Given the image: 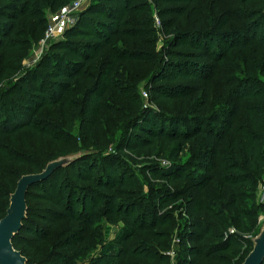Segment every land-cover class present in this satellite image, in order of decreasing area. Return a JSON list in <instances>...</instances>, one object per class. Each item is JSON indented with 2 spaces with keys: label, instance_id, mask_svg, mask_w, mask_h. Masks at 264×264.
Instances as JSON below:
<instances>
[{
  "label": "trees",
  "instance_id": "16d2710c",
  "mask_svg": "<svg viewBox=\"0 0 264 264\" xmlns=\"http://www.w3.org/2000/svg\"><path fill=\"white\" fill-rule=\"evenodd\" d=\"M72 1L0 0V49H4L0 57V220L6 216L11 195L23 175L39 173L50 161L71 155L81 158L39 184L97 153L108 163L99 178H93V173H78V180L94 181L99 189L89 188L75 200L76 191L70 190L67 202L63 194L58 195L63 215L82 224V229L64 243L54 240L41 254L34 246L49 238L46 231L38 230L33 239L20 241L29 220L27 213L13 240L14 247L26 256L28 264H79L85 258L88 264H164L170 259L161 248L170 249L172 243L165 240L177 235L182 245L180 264H243L253 248L243 232L257 236V224L264 213V203L257 200L264 177V0H154L162 6L181 4L159 13L163 32L174 31L167 39L169 44L159 51L154 39H142L154 35L147 29L153 22L147 15L152 12L149 0H105L108 5L92 0L68 31L74 32L73 36L88 33L90 39L55 43L56 48L69 53L45 55L41 66L50 71L36 70L29 76H41L33 86L35 93L20 86L1 88L11 74L6 60L16 58L7 54L20 43L15 38L4 43L6 38L13 32L17 37L27 32L38 34L46 22L44 17L32 24L22 21L24 28L21 25L17 30L19 16H41ZM100 13L105 20L97 19ZM127 13L133 16L125 18ZM166 15L174 17L167 19ZM180 41L194 51L174 49ZM139 44L147 48H139ZM137 63L156 65L150 81L163 83L154 85L152 91L169 100H182V111H188L167 119L171 130L154 117H148L153 127L140 125L146 110L134 83L144 78L133 74L131 68ZM190 79L199 83L193 86L185 82ZM19 88L25 93L20 100L12 95ZM197 92L201 93L199 98L189 99ZM115 96L123 105L110 103ZM44 104L48 107L41 109ZM76 122L81 124L77 139L72 134L77 130ZM133 129L145 131L149 139ZM44 138L49 148L39 153L35 145ZM132 149L138 155L142 149L148 157L169 161L165 166L149 163L143 169L167 180L165 185L151 183L146 189L144 184L129 181L126 169L118 171L110 165L109 159L119 158L106 151ZM185 150L190 152L191 162L181 160ZM14 166H22L23 174L14 171ZM39 184L30 189L27 202L32 194H41V190L32 191ZM137 184L142 191L132 198L133 185ZM174 184L181 187L174 189ZM76 200L83 204L79 211ZM167 206L171 209L160 213ZM60 212L54 215L58 217ZM102 219L123 226L99 256L88 255L98 243L95 228ZM233 227L238 232L230 233ZM91 233L94 242L85 243ZM239 245L249 249H233ZM61 248L77 249L70 255L61 253Z\"/></svg>",
  "mask_w": 264,
  "mask_h": 264
},
{
  "label": "rangeland",
  "instance_id": "374dc122",
  "mask_svg": "<svg viewBox=\"0 0 264 264\" xmlns=\"http://www.w3.org/2000/svg\"><path fill=\"white\" fill-rule=\"evenodd\" d=\"M104 3H107L105 0H102ZM73 2V1H72ZM71 2V3H72ZM151 3L152 12L148 13L149 17L153 18V22L151 23V26H149L147 29H151L154 31V35H144L142 36V39H154L157 42V50H162L164 45L169 44V37L172 35L170 32H163V26L161 24L162 16L159 14L160 11L163 9L169 7L170 5H181L179 2H176L175 4H165L162 6L160 3L154 2V0L149 1ZM70 3V4H71ZM70 4L65 5H59L56 6L53 9H48L45 11V13L41 16H32L31 18H23L22 16H19L17 19V27L16 29H20L22 25V21H27L32 24L34 21H37L41 18H45L46 22L44 25L40 27L39 33L35 35H30L29 32L25 35H20L19 37L15 36L14 32L6 38L4 43H8V41L13 38L16 39V41L20 42L19 45L16 48H13L9 50V54L14 55L16 58L14 60L7 59L6 63L9 66V73H11L9 76L7 75V78L4 82L1 84V88L8 89L13 86L22 87L24 89H28L31 93H35L33 90V86L36 87V85L39 83L41 76L37 78H29L30 75H32L36 70H39L41 73H47L50 71L49 68L43 67L42 68V62L44 61L45 55L51 53V54H66L69 52H66L68 50L62 49V48H56L54 45L55 43L62 42L65 39H73V41H88L90 39V34H78L76 36L71 35L72 33H68L67 30L62 36L56 37L53 40L49 41L45 46L43 45V40L45 38V34L51 24H54L57 18L67 10ZM90 3L85 6L84 10H86L89 7ZM108 5V3H107ZM183 5V4H182ZM196 5V3H192L191 6ZM133 16L131 13H127L124 15V17H131ZM167 19L174 17L172 15H166ZM100 21L105 20V15L103 13H100L97 17ZM98 20V21H99ZM23 27V25H22ZM75 27V26H74ZM24 28V27H23ZM117 28V27H116ZM144 28V27H143ZM30 29V26L27 27V31ZM72 29V28H71ZM87 29V31H90L89 33L93 32V29L91 28H82ZM121 27L117 28V31H119ZM75 35V34H74ZM117 39L119 37V34L115 36ZM168 37V38H167ZM168 39V40H167ZM5 45V44H4ZM139 48H147V46H144L143 44H139ZM22 49V50H20ZM174 49H177L181 52H193L194 49L189 47L187 44H183L182 41L176 43L174 45ZM3 48L0 49V57L1 54H3ZM148 50V49H147ZM153 51V50H151ZM154 52V51H153ZM165 57L168 56V54H164ZM174 57V56H172ZM156 65H148V64H134L131 65L132 73H136L137 75H140L144 78V80H134V83H136L139 86V91L141 94V100L143 103V107L146 110L145 116H143L144 120H140V125H144L146 127H153V124H151V118L154 117V119H157L158 121H161L165 123V127L167 130H171V123L167 122V119L169 117H173L176 114L177 115H185L188 111H182L181 107L182 100H169L168 98H165L162 96V94H159L156 91H152V88H154L156 84L163 83L157 81H150V75L151 72L154 70ZM119 69H122V66L119 67ZM117 74V73H116ZM27 78V81H24ZM38 79V80H37ZM264 81V78H262ZM177 82L181 80H176ZM186 83H191L193 86L197 85L199 83V80H185ZM21 88V89H22ZM20 88L15 90V93L13 92V97L15 99L17 98L20 100V97H23L25 93ZM109 92L111 90H108ZM111 93V92H110ZM201 96L200 92H197V94H193L189 96V99H192V101H195L196 98H199ZM189 99L187 102H189ZM202 99V98H201ZM200 102H203V99L200 100ZM111 104L121 106L123 105V101L118 98L114 97L112 101L110 100ZM48 104H44L41 106V109L47 108ZM40 111L38 113H35L32 115V120L35 119V116L39 115ZM113 114V113H112ZM93 117V116H90ZM146 117V118H145ZM150 117V120L148 119ZM123 119V118H121ZM164 119V121H163ZM75 127L77 128L76 132L73 131L72 134L76 136V139L78 138V132L80 128V123H75ZM75 128V129H76ZM158 128H156L157 131ZM137 131V133L142 136L145 139H149L148 134L145 133L143 130H134ZM22 133V132H20ZM135 133V132H134ZM22 135V134H21ZM18 137V136H17ZM81 143V142H80ZM36 148L38 149L39 153L48 150V139H40L36 143ZM139 155L136 154V149L127 150V151H106V153L111 152L114 157H118L119 159L111 158L109 159L110 165H114V168L118 171L121 170H127V179L129 181H134V183L138 184H144L146 189L149 188V185L152 183L155 185V187L165 185L167 180L159 177V176H152L151 174H147L146 172H143L144 166L148 165L149 163H161L164 166L169 165V161L158 159L155 157H148L147 155H144L145 151L143 152L142 149L138 150ZM147 151V150H146ZM91 157V158H90ZM85 162L77 164L74 168H66L60 171L56 176H54L50 181L45 182L43 184H39L38 186H35L33 188V192L40 191V195L32 194L28 198V206H29V220L26 222V228L22 231V237L20 238V241H25L28 239H33L36 237V234L34 232L40 230L42 233L46 231V233H49V238H47L43 242H39L34 246V251L40 250V253H43V250L45 247H49L53 244L54 240L60 241L64 243L68 240V238L73 235L74 233H77L79 229H82V224H76L70 221L67 217H65L63 214H65V210L60 208L58 205V195L60 197L61 194H63L64 202H67V192L70 190L76 191L74 200L78 197H83L82 194L86 190L89 191V188L93 189H99V185L95 183L94 181H86V180H78L77 176L78 173L83 175H89L93 173V178H99L101 177V173H103L104 168H106V164L108 163L107 160L101 158L102 155L97 153L95 155H91ZM191 154L188 150H185L180 158L183 161V163L191 162ZM25 167V166H24ZM14 171L18 172L19 175L23 174V167L22 166H14ZM130 170V171H129ZM137 185H133V195L132 198L137 197V192L140 193L142 189L138 187ZM174 189L181 187V184H174L172 185ZM145 189V190H146ZM264 191V177H262L261 183H259L258 190H257V200L258 202H262L261 200V193ZM95 199V198H94ZM182 199V198H181ZM181 199L179 201H181ZM99 205L102 204L101 201H98ZM74 205L76 207V210L79 211L81 207L83 208V204L81 201L76 200L74 202ZM89 209V206L86 205V210ZM171 209V206H167L164 208L160 213L168 212V210ZM61 211L62 214H60L58 217L56 214L54 215L55 211ZM136 211H141V209L136 208ZM60 212V213H61ZM57 217V218H56ZM264 225V213L261 214L259 218V222L257 224V227L259 230H261L262 226ZM123 226V225H122ZM121 226V227H122ZM121 227L115 224H110L106 219H102L99 224H97V227L95 228L96 231L99 233L98 243L94 246L93 250L88 252V255H94L99 256V254L102 252L103 248L108 246L111 242H114L116 239L118 233L121 230ZM231 229H234L238 232V230L233 227ZM93 233L87 234L90 237L86 240L85 243L91 242L94 240L92 236ZM255 232H243V236L247 238L248 240H252L256 237ZM21 241V242H22ZM172 243L170 249L165 250L164 248H161L162 251L168 252L175 251L176 256L175 259H173L172 256H169V262H166L164 264H180L179 263V252L181 251L182 245L180 243V239L177 235H174L173 238L170 237L169 240H165L167 243ZM94 242V241H93ZM22 248L23 246H19ZM244 249L248 250V245L238 246L233 249ZM71 248H61V253H66L72 255L75 253L76 249ZM47 253V252H45ZM44 253V254H45ZM175 260V261H174ZM79 264H88V259H80Z\"/></svg>",
  "mask_w": 264,
  "mask_h": 264
},
{
  "label": "water",
  "instance_id": "95a60500",
  "mask_svg": "<svg viewBox=\"0 0 264 264\" xmlns=\"http://www.w3.org/2000/svg\"><path fill=\"white\" fill-rule=\"evenodd\" d=\"M81 158L80 155L64 156L50 161L39 173L23 175L14 193L5 217L0 220V264H28V259L14 247L13 240L20 233L27 219V196L30 189L52 177L58 170L69 167ZM243 264H264V225L253 239V248Z\"/></svg>",
  "mask_w": 264,
  "mask_h": 264
},
{
  "label": "built area",
  "instance_id": "2783aa9c",
  "mask_svg": "<svg viewBox=\"0 0 264 264\" xmlns=\"http://www.w3.org/2000/svg\"><path fill=\"white\" fill-rule=\"evenodd\" d=\"M91 1L92 0H73L67 10L61 13L54 24L49 26L43 40V45L45 46L49 41L62 36L67 30L76 26L80 13L84 10L86 5L91 3ZM261 199L262 203H264V191L261 193ZM235 232L236 231L234 229H230V233ZM168 255L175 259L176 253L175 251H171L168 252Z\"/></svg>",
  "mask_w": 264,
  "mask_h": 264
}]
</instances>
